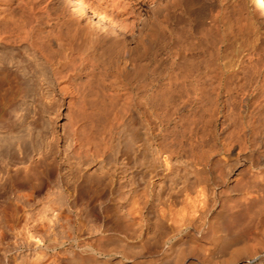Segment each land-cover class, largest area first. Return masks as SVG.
I'll use <instances>...</instances> for the list:
<instances>
[{"label": "bare ground", "instance_id": "1", "mask_svg": "<svg viewBox=\"0 0 264 264\" xmlns=\"http://www.w3.org/2000/svg\"><path fill=\"white\" fill-rule=\"evenodd\" d=\"M196 1L0 0V217L15 245L68 262L84 234L106 243L98 205L171 264L184 246L264 264L262 29L243 8L221 18L230 0H199L198 27L171 21ZM248 2L264 23V0ZM126 257L103 260L145 264Z\"/></svg>", "mask_w": 264, "mask_h": 264}, {"label": "rangeland", "instance_id": "2", "mask_svg": "<svg viewBox=\"0 0 264 264\" xmlns=\"http://www.w3.org/2000/svg\"><path fill=\"white\" fill-rule=\"evenodd\" d=\"M249 0H230L229 2H228V4H226L225 5V7H223L222 9H221V11H222V13H220V16H221V18H224V16H234L235 15V13L237 12V11H244L245 13L244 14H249V15H252L253 17H255L254 18V20H256L257 18V21H256V24L259 26V27H261V29H262V36H261V40H260V42H261V44L264 42V23H263V19H262V17H261V15L258 13V9H257V7L255 6V4H252V3H250V2H248ZM198 2V3H197ZM240 2V3H239ZM217 2L215 1V4H216ZM195 5H193L194 6V8H192L191 6L187 9V10H185V11H181V10H178V11H176V12H174L175 14L173 15L172 13V16H171V18H173V19H171V21L172 22H174L175 23V20H176V24H181L180 22H182L183 21V23H182V26H186V27H190L191 25H193V26H196V27H198L200 24H201V22H203V21H205L204 19H206L205 17H204V14H202L203 13V11L205 10V8H207V3L205 4V3H203V2H201V1H199V0H197L195 3H194ZM214 4V5H215ZM195 6H196V8H195ZM215 6H217V4L215 5ZM227 6V7H226ZM198 7V8H197ZM201 7V8H200ZM204 7V8H203ZM190 8H191V10H190ZM199 8H200V10H199ZM203 8V9H202ZM241 8V9H240ZM244 10H243V9ZM198 9V10H197ZM257 9V10H256ZM193 10H196V11H194V13L192 12ZM223 10H224V12H223ZM226 10H228V12L226 11ZM234 10V11H233ZM249 11V13H248V11ZM252 13H251V12ZM179 12V13H178ZM181 12H183L182 13V15L180 14ZM189 12V13H188ZM196 12H198L200 15H198V13H196ZM251 13V14H250ZM178 14V15H177ZM180 14V15H179ZM189 14V15H188ZM195 14H196V16H197V18H199L198 16H200V17H202V18H199V20L195 17ZM259 14V15H258ZM193 15H194V18H193ZM175 16V17H174ZM182 16L184 17V18H182ZM257 17V18H256ZM188 20H187V19ZM193 18V19H192ZM261 18V19H260ZM198 20V22H200L199 24H198V22L197 21H195V20ZM202 19V20H201ZM180 20V21H179ZM185 20H186V22H185ZM194 20V21H193ZM201 20V21H200ZM207 21V20H206ZM259 22V23H258ZM189 23V24H188ZM196 23L198 24V25H196ZM186 24H188V25H186ZM195 24V25H194ZM263 26V27H262ZM185 29H187V28H185ZM185 29H184V31H185ZM185 32H189L188 31V29L185 31ZM182 33V34H184V35H188L189 33ZM260 33V34H261ZM194 34V33H193ZM190 35H191V33H190ZM201 36L200 35V33L199 34H197V33H195V35L194 36ZM198 36V37H199ZM263 38V39H262ZM39 117V116H38ZM39 119V120H38ZM35 120V122H36V126H39L40 128H41V130L42 129H44L45 127L43 126V123L44 122H42V120H41V118L39 117V118H36V119H34ZM40 120H41V122H40ZM63 118H59V122H58V128H59V132H61V133H63V130H62V127L63 126H61L62 125V123H63ZM39 122H40V125H39ZM42 123V124H41ZM61 124V125H60ZM38 127V128H39ZM42 127H44V128H42ZM37 128V129H38ZM40 128H39V130H40ZM61 129V130H60ZM41 130L39 131V134H41ZM45 131V130H44ZM44 131L42 130V134L44 133ZM39 134L37 133V135H38V137H41L42 136V134H41V136H39ZM45 134V133H44ZM49 137L51 138V135H49ZM121 160H122V156H121ZM120 160V161H121ZM95 169V167L94 168H92L91 169V171L92 170H94ZM22 193L24 194V195H28V196H31V198L34 200V202H35V200H36V202L38 203V201L40 202L41 200H43V199H45L46 197H47V195H46V191H44V193H43V191L40 193H35V195H36V197L34 196V193L33 192H31V190L29 189V188H23L22 189ZM33 195H32V194ZM31 194V195H30ZM41 196V197H40ZM46 196V197H45ZM43 197V198H42ZM37 199H38V201H37ZM33 200H31V202H33ZM35 202V203H36ZM36 203V204H37ZM100 207H104V206H98V205H96L94 208H93V210H92V214L94 213V212H97L98 211V215H97V213L95 214V217H100V218H98V220H102L104 217V220H105V222H106V220H107V223L105 224V222L102 220V223L104 222V225L102 224V223H100V224H102V225H99V223H97V225H96V228L97 227H99L98 229H96L95 230V232H97L99 229L100 230H104L105 231V233L108 235V238L106 239V243H105V240L104 241H102V243L103 244H99L98 243V241H97V239L94 237V236H91L90 237V235H87V234H84L85 236H83L81 239L82 240H80L78 243L80 244V245H75L74 244V242L72 241V243L71 242H69V243H67L66 245H65V247H66V249L68 250L67 251V256H68V258H69V261L67 262H65V260H64V262H63V260H62V255H60V251H62V247L60 248V246L57 248V250H53V249H51V250H48L47 252H46V255H47V253L49 254V256L47 255V257H45V259L43 258L44 257V255L43 256H41V258L39 257V256H37V254H36V252H33L34 250L33 249H31V248H29L26 244L24 245V246H21V245H15V244H17L16 243V241L18 240L19 241V238L16 240L15 238L17 237H15L14 235V233L15 232H12V231H10V229H6L5 227H4V224H2L3 223V221H2V218L0 219V236L3 234V231H4V233L5 234H3L1 237H0V242L2 243H0V260L4 257L5 258V256H6V258L8 259L9 257V260L10 261H12L13 260V258H14V254H15V256H18L19 257V259H18V257H16L17 259H18V261L20 260V258H21V260L20 261H23L24 262V264H34V259L36 260L38 257H39V259H40V261L37 259V261L38 262H40L41 264H75V261L73 260L72 261V259H77V261L79 262V264H85V263H87V264H89V262L91 263V264H99L100 262H101V264L103 263V264H106V262H104V260L105 259H107V258H109V257H111V256H116V255H121V254H124V255H126V256H128V257H126V260L128 259H131V258H136L137 260H140V261H142V263L143 262H145V264H148V262H149V264H166V263H168V261H170L172 258H167V260H166V258L162 255V249H163V247H161L160 248V250L158 251V252H154L153 253V251H149L150 249V244L147 242V236H149V235H151L152 234V232H150V234H147V230H144V231H142V234H141V237L140 238H138V239H132V237H130V238H126V239H122L121 237H119L118 236V225L116 224V223H113L112 221H110L108 218L110 217V209H109V207H105V208H107L106 210L105 209H102V208H100ZM124 207H121L120 208V212L119 213H121V211H123L124 209H123ZM97 209H99V210H97ZM102 210H104V211H102ZM119 211V210H118ZM108 214H109V216H108ZM97 215V216H96ZM93 216H94V214H93ZM107 216V217H106ZM150 216L152 217V221H154L155 220V218H156V216L155 215H153V214H150ZM1 221H2V223H1ZM101 222V221H100ZM111 222V223H110ZM117 225V226H116ZM1 226H3V229H2V227ZM103 228H105V229H103ZM25 230V228H21V230ZM22 230V231H23ZM2 231V232H1ZM9 232V233H8ZM94 232V233H95ZM140 233V230H137V233ZM143 232H145V233H143ZM58 233V232H57ZM130 233V232H129ZM14 236H12V235ZM24 234H25V231H24ZM60 234V233H59ZM94 237V238H93ZM110 238V239H109ZM15 240V241H14ZM94 240H95V242H94ZM109 240V241H108ZM123 241V242H122ZM5 244H4V243ZM6 242H7V244H9V246L8 245H6ZM14 242H15V244H14ZM81 242V243H80ZM108 242V243H107ZM146 242L148 243V245H146ZM11 243V244H10ZM126 243V244H125ZM3 244H4V246L6 245V247H4L3 246ZM14 245V246H13ZM102 245H105V246H102ZM108 245V246H107ZM13 246V247H12ZM15 246H17L18 247V250H17V247L16 248H14ZM25 246H27V247H25ZM75 246V247H74ZM77 246V247H76ZM78 246H80L79 248H78ZM145 246V247H144ZM3 247H4V249H3ZM9 247V248H8ZM72 247V248H71ZM108 247V248H107ZM122 247H124V248H122ZM182 247V246H181ZM185 247V248H184ZM183 248H181V250L183 249V251H181L182 253H180V256H179V258H178V260L180 259V261L179 262H181V263H178V264H206V263H208L209 262V260L206 262V261H204V259H203V256H202V253H203V251L200 249V248H192V249H190L189 248V250H188V248L186 249V246H184ZM8 248V249H7ZM10 248H11V250H10ZM13 248H14V250H13ZM22 248V249H21ZM26 248H28V249H26ZM98 248V249H97ZM106 248H107V251H106ZM111 248H114L115 250H111ZM120 248H121V250H120ZM9 250L7 253H6V251L3 253V250ZM101 249H103V251L101 250ZM110 249V250H109ZM19 250H20V252L21 253H19ZM70 250V251H69ZM109 250V251H108ZM125 250V251H124ZM128 252H127V251ZM191 250V251H190ZM18 253H17V252ZM54 251H56V253H58L57 255L56 254H53V252ZM79 251V252H78ZM5 253H6V255H5ZM16 253H17V255H16ZM23 253V254H22ZM119 253V254H118ZM129 253V254H128ZM2 254V255H1ZM13 254V255H12ZM23 255V258L22 257H20V255ZM25 254V255H24ZM34 254V255H33ZM74 254H76V255H74ZM79 254V255H78ZM88 254H89V256H90V258L89 259H87V256H88ZM93 254V255H92ZM182 254V255H181ZM45 255V256H46ZM52 257H51V256ZM78 255V258H75L76 256ZM81 255V256H80ZM87 255V256H86ZM132 255H134V256H132ZM12 256V257H11ZM74 256V257H73ZM81 258H80V257ZM88 256V257H89ZM182 256V257H181ZM35 257V258H34ZM83 257H85V258H83ZM94 257H96V258H94ZM3 258V259H4ZM12 258V259H11ZM46 258H47V260H46ZM49 258V259H48ZM51 258V259H50ZM81 260H80V259ZM99 258V259H98ZM102 258V259H101ZM182 258H184V259H182ZM199 258V259H198ZM244 259L245 257L244 256H242V257H239L238 259H237V261H240V260H242V259ZM1 260L0 261V264H5V261L7 260ZM23 259V260H22ZM24 259L26 260V261H24ZM33 259V260H32ZM79 259V260H78ZM104 259V260H103ZM168 259H170V260H168ZM203 259V260H202ZM44 262H43V261ZM97 260V261H96ZM101 260V261H100ZM127 260V261H128ZM173 260V259H172ZM72 261V262H71ZM83 261V262H82ZM86 261V262H85ZM96 261V262H95ZM148 261V262H147ZM152 261V262H151ZM211 261V260H210ZM38 262H35V264H40V263H38ZM78 262H76L77 264H78ZM94 262V263H93ZM155 262V263H154ZM206 262V263H205ZM170 264L172 263V261H170L169 262ZM108 264V263H107ZM173 264H174V261H173ZM209 264V263H208Z\"/></svg>", "mask_w": 264, "mask_h": 264}]
</instances>
